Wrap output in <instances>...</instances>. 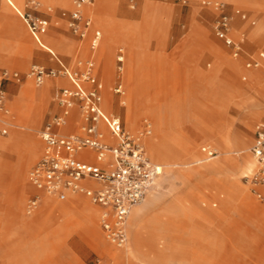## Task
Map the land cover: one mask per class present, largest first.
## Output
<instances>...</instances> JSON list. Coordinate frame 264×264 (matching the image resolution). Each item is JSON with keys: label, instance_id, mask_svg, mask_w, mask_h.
Wrapping results in <instances>:
<instances>
[{"label": "rangeland", "instance_id": "374dc122", "mask_svg": "<svg viewBox=\"0 0 264 264\" xmlns=\"http://www.w3.org/2000/svg\"><path fill=\"white\" fill-rule=\"evenodd\" d=\"M73 1L21 0L19 4L21 10L50 20L45 44L58 54L57 58L37 44L17 10L5 8L4 1L0 0V68L9 67L21 73L20 81L5 85L12 125L3 138L18 134V146L15 151H6L1 146L2 138L0 160L16 164L28 149L30 133L40 141L38 155L26 168L28 178L24 184L15 185L11 179L7 183L5 176L4 188H0V264H264V191L262 185L245 180V175L256 166L237 173L226 167L220 170L213 164L222 157L230 161L254 160L249 148L255 125L264 121V59L260 57L264 53V0H107L104 10L100 0H96L86 7L95 14L94 26L102 30L101 42L94 50L89 46L88 37L81 40L69 29L68 21L62 19V12L70 9ZM217 4L231 17L232 37L244 38L243 51L238 56H234L233 48L217 34L215 23L221 12ZM238 8L247 13V19L236 13ZM11 16L23 23L28 41L14 31ZM143 23L148 26L142 32ZM106 38L112 42L107 73L93 60L94 73L103 85L102 102L106 103L108 95L116 98V105L121 102L120 112L115 110L114 114L121 117L131 133L143 131L148 120L152 134H146L149 136L145 148L154 161H161L164 166L157 187L152 189L157 194L151 191L137 206V211L132 210L127 226L128 243L123 247L107 240L98 220L97 229H87L82 218L64 220L63 214L56 212L30 222L38 211V207L30 208V199L39 192L29 173L44 147L41 129L62 110L61 88H74L72 81L63 75L48 77L44 83L36 84L29 75L31 66L59 68L60 60L76 69L80 61L89 58V52H98ZM62 42L63 46H58ZM133 46L141 50L138 69L130 78V47ZM120 47L126 54L121 74L125 94L114 92ZM254 59L261 61L259 66L248 67L247 63ZM141 64L150 67L147 95L135 109L136 121L131 125L124 110L130 103L128 96ZM48 80L56 84L47 99L30 101L22 96L24 86L40 90ZM82 83L90 87L88 81ZM250 113L259 115L252 117ZM72 115L80 126L82 120L77 106ZM162 122L167 125L162 133L163 142L174 151L170 159L157 155L150 143V137L155 136ZM204 145L213 146L216 157L208 158L202 152ZM178 147H182L181 151L193 149L188 160L178 152ZM185 161L189 163L186 166ZM201 166L210 167L216 174H208L197 184L183 205L177 209L167 207L165 203L189 187L191 180L183 179L180 171ZM229 182H235L243 192L230 196ZM173 184H178L177 190ZM7 186L11 192L19 193L24 188L26 191L7 205L3 198ZM257 191L262 192L263 198L258 197ZM74 197L82 205L95 206L85 195ZM228 198L230 206L224 208L223 202ZM68 199L56 200V204H72ZM249 201L256 203L260 210L248 207ZM135 213H139L136 226L132 220Z\"/></svg>", "mask_w": 264, "mask_h": 264}, {"label": "built area", "instance_id": "2783aa9c", "mask_svg": "<svg viewBox=\"0 0 264 264\" xmlns=\"http://www.w3.org/2000/svg\"><path fill=\"white\" fill-rule=\"evenodd\" d=\"M96 0H74L71 10L62 12L67 19L72 33L85 38L93 29V19L86 14L85 8ZM36 4L35 1H31ZM215 23L219 37L233 48L234 56L243 51L242 39H235L230 33L231 17L221 9ZM51 9V8H50ZM27 24L35 40L41 44L42 36L47 33L50 21L45 17L35 16L30 12L17 9ZM237 14L246 18L240 10ZM102 39L99 29L93 30L91 48L96 49ZM264 59V53L260 54ZM118 71L124 69L125 52L122 47L117 52ZM260 60L247 63L248 67L259 66ZM29 75L40 85L48 77L63 75L68 77L74 88L62 89L60 103L66 109L75 105L80 108L82 123L79 130L70 134L58 133L55 128L68 124L64 115H54L41 132L44 152L30 170L29 176L34 187L39 191L30 199V208L35 209L43 196L67 200L69 193L87 196L91 202L101 207L100 226L109 242L122 247L128 239L127 221L132 209L147 197L163 173V166L154 162L147 153L143 138L151 133L150 123L145 121V128L139 134L128 131L121 118L107 113L102 107V83L94 73V64L87 61L76 69L61 63L59 68H46L40 64L31 66ZM10 80L20 81L21 73L17 70L0 69V140L9 133L11 114L7 105L5 83ZM88 81L87 88L82 83ZM116 94H124L125 87L118 82L114 87ZM105 125L114 142L106 138L101 126ZM91 150L96 154V163L80 160L77 154ZM256 167L245 175V180L253 185L264 186V122L255 126L253 142L249 148ZM202 152L208 158H214L217 150L211 145L202 146ZM90 180L97 186L90 184ZM263 198L262 193L256 192Z\"/></svg>", "mask_w": 264, "mask_h": 264}, {"label": "crops", "instance_id": "0c3cea01", "mask_svg": "<svg viewBox=\"0 0 264 264\" xmlns=\"http://www.w3.org/2000/svg\"><path fill=\"white\" fill-rule=\"evenodd\" d=\"M4 1V4H5V8L7 9H10V8H14L15 10H17L16 6H19V4L21 3V0H3ZM48 1V0H47ZM56 1H59V0H56ZM15 3V5L13 3ZM67 5H70L71 3L70 2H65ZM73 7V6H72ZM72 7L70 9H65V10H71ZM237 10H240L242 11L243 13L246 14V18H243L241 15V18L243 19H247L248 16H247V13L242 10V9H236ZM86 11V14L88 16H90L92 19H93V16L95 15L90 9L86 8L85 9ZM109 13H107L106 15H108ZM46 18V17H45ZM48 19V18H47ZM62 19H65L67 21L66 18H64L62 16ZM50 21V20H49ZM10 23H11V26L13 27L14 31L23 39V40H27L28 41V35L26 33V29L23 25V23L20 21V19L18 17H14V16H11L10 17ZM252 23L254 24L255 21H252ZM69 27V26H68ZM70 29V28H69ZM94 29H99L101 30L100 28L94 26V22H93V29L90 31V33L86 36L88 37V43H89V46L91 48V42H92V38H93V30ZM102 32V30H101ZM85 37V38H86ZM80 38V37H79ZM85 38H80L81 40H84ZM36 41V40H35ZM87 41H86V44H87ZM37 42V41H36ZM42 42L43 44L46 43L45 41V34L42 36ZM101 42V41H100ZM37 44L42 47L38 42ZM58 44V43H57ZM100 44V43H99ZM45 46V44H44ZM58 46H63V42L61 44H58ZM99 46V45H98ZM44 49H46L49 53H51L52 56L54 57H57L58 58V54L52 49V48H49L47 46L45 47H42ZM123 48V47H122ZM124 49V48H123ZM91 50H94L91 48ZM125 52V51H124ZM82 53V56L84 55V53L81 51ZM88 56L89 58H86L87 59H90L92 60V62H94L95 60L91 58V54L90 52L88 53ZM144 56V55H143ZM142 56V57H143ZM125 57H126V54H125ZM59 60V59H58ZM94 60V61H93ZM59 63L61 65V61L59 60ZM125 63V62H124ZM10 69V70H16V69H12V68H9V67H1L0 69ZM149 66L147 65H144V67H142L141 69H139L138 73H137V76L134 80V84L137 86L138 88V92L141 96H146L147 95V92H146V89H147V85H148V82H149ZM18 71V70H17ZM20 72V71H19ZM117 72H118V76H117V81L115 83V86L118 82H122V84L124 85L125 87V84H124V80H123V77H122V72L120 73L118 71V62H117ZM10 81H15V80H10ZM10 81H7L6 83H9ZM5 83V85H6ZM56 84V82H54L53 80H48L47 82V85L42 89V93L44 94V99H47L49 97V94L51 93L52 91V88L53 86ZM4 85V87H5ZM103 86V85H102ZM114 86V87H115ZM74 87V86H73ZM130 84H129V89H130ZM24 88V87H23ZM23 88H22V91H23ZM65 88V87H62L61 88V91L62 89ZM6 90V88H5ZM21 91V93H22ZM102 94V92H101ZM264 94V93H263ZM113 100H114V104H115V108H114V111H112V113H110L108 110H106V107L104 106L103 102H102V107L103 109L109 113V114H112V115H115V116H118L116 114H114L115 110L120 112L118 110L119 108V104L121 102H119L118 105H116V98L112 97ZM77 106V108L79 109L80 111V108L78 105H75L73 108L71 109H66L64 107H62V110L60 113L58 114H55V115H64L66 116L67 120H68V124L66 126H63V127H56L55 130L58 132V133H61V134H70V133H74V132H77L79 130V125H78V119H74V116L72 115L73 114V111H74V108ZM117 107V108H116ZM244 112V111H243ZM259 115V114H258ZM257 115V116H258ZM120 117V116H118ZM9 118V121L12 125V113L10 114V116L8 117ZM121 118V117H120ZM122 120V119H121ZM49 121V120H48ZM47 121V122H48ZM46 122V123H47ZM75 122V123H74ZM123 122V121H122ZM261 122H264V121H261ZM259 122V123H261ZM124 124V123H123ZM258 124V123H257ZM256 124V125H257ZM10 125V127H11ZM46 125V124H45ZM45 125L43 126V128L41 129V132L42 130L44 129ZM255 125V126H256ZM102 130L104 131L106 128L105 125H102L101 126ZM108 130V129H107ZM255 131V129H254ZM105 132V131H104ZM109 132V130H108ZM106 133V132H105ZM254 137V136H253ZM111 141V140H110ZM114 142V140L112 141ZM45 146V144H44ZM37 148V149H36ZM36 149V150H35ZM31 150L36 153L38 155V152H39V146H31ZM193 149H186V148H183L182 149V154H185L186 155V159L185 160H188V158L190 157L191 153H192ZM0 152H1V149H0ZM44 152V147H43V150H42V154ZM41 154V156H42ZM30 156H31V152L29 150H26V152L22 155H20L18 161L16 164H12L10 161L4 159L2 161H0V170L1 172L4 174V176L7 177V183L8 181L11 179L15 185H22L24 184L25 180H26V176H25V167L27 166V164L29 163V159H30ZM40 156V157H41ZM39 157V158H40ZM77 158L80 159V160H87V161H90V162H98L97 161V158H96V154L91 151V150H84L80 153L77 154ZM151 158V157H150ZM154 158V157H153ZM152 159V158H151ZM155 159V158H154ZM153 160V159H152ZM249 160L252 161V165H253V168L254 169V166H256V163H255V160H252L251 158H247V160H242V161H230L229 159H227L226 157H222L220 158L219 160L213 162V164H216L220 170L222 169V167H226L227 169H230V168H236V172L239 173L241 170L243 169H246V170H252L249 166ZM154 161V160H153ZM160 165L163 166L162 162L159 161H154ZM12 169V170H11ZM219 170V172H220ZM163 171H164V166H163ZM187 172L189 174V176L192 178V180L190 181V184H189V187L184 191L183 194H180V193H177V191H175V193H177V196L181 198V201L185 202L187 200V197L188 195L190 194V192H192L197 184L199 185V183L203 182V180L206 178V176L210 173H213V174H216L214 172H211L210 170L206 169V167L204 166H201V167H192L190 169H187ZM15 174V175H14ZM163 174V173H162ZM161 174V175H162ZM160 175V176H161ZM159 179V178H158ZM157 183H158V180H157ZM91 185L93 186H97V183H94V182H90ZM175 186V187H174ZM157 187V184L155 186V188ZM173 187L177 190V187H178V184L175 185L173 184ZM228 187L230 188V194L233 193V194H238L240 192H243V189L241 187H239L235 182H229L228 183ZM173 188V189H174ZM174 189V190H175ZM262 190L264 191V187H262ZM26 189L24 188L22 192H19L17 193V191H14V192H11L9 191L8 189V186H7V189L5 190L4 194H3V198H4V204H7L9 205V203L12 202V200H14L16 197H18L19 195H23V193H25ZM152 190H150L151 192ZM149 192V193H150ZM148 193V195H149ZM262 193V192H261ZM36 194V193H35ZM147 195V196H148ZM74 196L76 195H70L69 196V199L68 200H71L73 201L72 204H67V202L63 203V205H61L60 203L55 204L57 205L58 210L57 212H60L63 214V217H64V220H67V217L69 215V212H73V214H75V220L82 218V220L85 221L84 223V227L85 228H93L95 227V229H97V223H96V226H94V224L92 223V217H91V212H92V207L96 208V221L98 220V226H100V222H99V219H100V215H101V209L100 207L98 206H89V205H82L81 203H79L78 201H75L73 200V198H75ZM22 197V196H21ZM46 197H50V196H45L44 198ZM51 198H55L56 200H60L58 199L57 197H51ZM60 201H65V200H60ZM43 202V200H42ZM41 202V203H42ZM94 205V204H93ZM254 207L255 210L259 211V206L252 202V201H249L248 202V207ZM137 207L134 208V210L137 211L136 209ZM51 207L47 208L46 210L42 211L41 214L39 215V218L38 219H42L43 217H45L46 215H48V213L52 214L51 213ZM135 211V212H136ZM53 215V214H52ZM56 215V214H55ZM101 227V226H100ZM56 230V229H55ZM102 230V229H101Z\"/></svg>", "mask_w": 264, "mask_h": 264}, {"label": "bare ground", "instance_id": "6f19581e", "mask_svg": "<svg viewBox=\"0 0 264 264\" xmlns=\"http://www.w3.org/2000/svg\"><path fill=\"white\" fill-rule=\"evenodd\" d=\"M13 3V2H12ZM95 3V2H94ZM93 3V4H94ZM14 5H15V3H13ZM16 6V8L17 9H19V10H21L20 8H19V6H17V5H15ZM88 6H90V5H88ZM88 6H86V7H88ZM100 6H101V10H104V9H107V0H100ZM11 9V8H10ZM95 9V8H94ZM147 26H148V24L146 23H143V27H142V29H141V31L143 32V29H144V27L145 28H147ZM45 44V43H44ZM44 44H43V42H41V46L42 47H45V46H47L46 44H45V46H44ZM112 46V42L108 39V38H106L105 39V41H104V43H102V46H100V49L98 50V52H93V51H91L90 52V54H91V57L92 58H94V60L96 61V62H98V63H100V65L103 67V69L106 71V73H107V71H108V64H109V49H110V47ZM47 47H49V46H47ZM50 48V47H49ZM130 62H131V64H130V70H129V73L131 74L130 75V78H131V76H134V74L136 73V70L138 69V55H139V50H141V48H139L138 46H133V47H130ZM72 50V49H71ZM141 53V52H140ZM87 61H92V60H90V59H87V60H84V61H80L79 62V65L81 66V67H83L84 66V64H85V62H87ZM232 67H234L235 66V63L234 62H230L229 63ZM139 67H140V69L142 68V67H144V64H143V66H142V64L141 65H139ZM137 68V69H136ZM133 78V77H132ZM46 85H47V82H46ZM45 85V86H46ZM44 86V87H45ZM46 88V87H45ZM43 89V88H42ZM42 89H40V90H38V89H36V88H34V87H32V86H24V88H23V91H22V96L23 97H25L26 99H28V100H30V101H34V100H36V99H43L44 98V94L42 93ZM139 90H138V88H137V86L135 85V86H133L132 88H131V92H130V94H129V96H128V98L130 99V103L128 104L127 102H126V104H128L127 106V108L124 110L125 111V114H126V119L128 120V122H130L131 123V125L133 124L134 125V122L136 121V118L134 117V111H135V109L137 108V107H139L142 103H143V100H144V95L143 96H141L140 94H139V92H138ZM126 93V92H125ZM124 93V94H125ZM263 94V93H262ZM113 96H107L106 97V103H104V106H105V104H106V110H108L110 113H112V111H114V107H115V104H114V100H113V98H112ZM125 103V102H124ZM245 107V106H244ZM257 109V108H256ZM251 110V109H250ZM249 109H248V111H250ZM250 115L253 117V116H257V114H255V113H250ZM165 119H166V117H165ZM166 122V121H165ZM167 125H166V123H160L159 124V127H158V129H157V131H156V134H155V136H151L150 137V143H151V146H152V149L154 150V152L157 154V155H160L161 157H165V158H172V156H173V153H174V151H172V150H169V148H167L166 146H165V144H164V142H163V139H162V133H165V131L167 130V127H166ZM106 133V138L108 139V140H111V141H113L114 139H113V137H112V135L110 134V132H108V130L107 129H105L104 130ZM152 134V133H151ZM149 135H146V136H144V138H143V141H144V144H145V140H146V138L148 137ZM17 137H18V134H15V136H13V137H11V138H9V139H4V140H2V142H1V146L6 150V151H15V149H16V147L18 146L17 145ZM2 139V138H1ZM1 141V140H0ZM28 141H29V145H28V149L27 150H29L30 152H31V156H30V159H29V163H30V161H32L33 160V158H34V156L36 155V153H34L32 150H31V146H39V143H40V141H39V139L34 135V134H32V133H30V134H28ZM156 141H160V145L159 146H157L156 145ZM181 148L182 147H178V149H179V151L178 152H181ZM37 149V148H36ZM35 149V150H36ZM153 155V154H152ZM184 160V159H183ZM0 161H2V160H0ZM28 163V164H29ZM28 164H27V166H28ZM189 163L188 162H184L183 163V165H188ZM253 163H252V161H249V166H250V168H253V165H252ZM1 166V165H0ZM27 166L25 167V176H26V178H28V176H27V173H26V168H27ZM206 169H208V170H210L211 168L210 167H206ZM12 170V169H11ZM229 171H232V172H236V168H230L229 169ZM180 176L183 178V179H185V180H192V178L189 176V174H188V172H187V169H184V170H181L180 171ZM15 175V174H14ZM5 182H6V177L4 176V174L1 172V170H0V188L1 189H3L4 188V185H5ZM89 182H94V181H92V180H90ZM95 183V182H94ZM262 187H264V186H262ZM36 189V188H35ZM30 190V189H29ZM37 190V189H36ZM157 190V189H156ZM38 191V190H37ZM184 191L185 190H183L180 194H183L184 193ZM39 192V191H38ZM152 193H154L155 195L157 194L156 192H153L152 191ZM153 194V195H154ZM70 195H78V194H74V193H69V196ZM233 195V193H231L230 194V196H232ZM45 196H43L42 197V200H43V202L42 203H40L36 208L38 209V211L36 212V214L34 215V217H33V219H32V221H30V222H35L36 220H38V218H39V215L41 214V212L42 211H44V210H46L47 208H49V207H51V213L52 214H54V213H56L57 212V210H58V208L59 207H57V205L55 204V202H56V199L55 198H50V197H46V198H44ZM158 198H161V197H158ZM146 199V198H145ZM144 199V200H145ZM162 199H164V198H162ZM162 199H161V201H162ZM168 200V199H167ZM142 203V202H141ZM140 203V204H141ZM183 201H181V198L180 197H178L177 195L174 197V199H172L171 201H169V202H167V203H165L166 205H167V207H169L170 209L171 208H178V207H180L181 205H183ZM139 204V205H140ZM96 205V204H95ZM138 206V205H137ZM137 206H135V207H137ZM223 206H224V208L225 207H228V206H230V200H229V198L228 199H226L224 202H223ZM100 207V206H99ZM134 207V208H135ZM35 208V209H36ZM133 208V209H134ZM132 209V210H133ZM223 209V207H221V210ZM34 210V209H33ZM32 210V211H33ZM102 210V209H101ZM31 212V211H30ZM29 212V213H30ZM132 212V211H131ZM138 214L139 213H135L134 214V216H133V218H132V220H133V225L134 226H136V224H137V222H138V218H139V216H138ZM214 215V216H218V215H220L221 213H217V214H214V213H210V215ZM75 215V214H74ZM68 217H71L70 218V220H75V216H73V212H69V215H68ZM91 217H92V223L94 224V226H96V208H94V207H92V212H91ZM129 219V218H128ZM216 221V220H215ZM127 226H128V221H127ZM95 228V227H94ZM101 237L100 236H98V240H101L100 239ZM108 240V239H107ZM127 241H128V239H127ZM126 241V243H125V245L128 243ZM130 244V243H129ZM124 245V246H125ZM123 247V246H122ZM150 250H152V249H150ZM162 251V250H161Z\"/></svg>", "mask_w": 264, "mask_h": 264}]
</instances>
